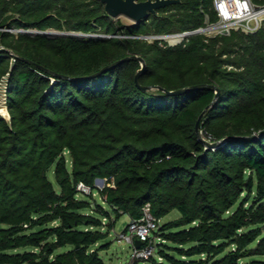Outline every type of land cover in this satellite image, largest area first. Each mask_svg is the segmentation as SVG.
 <instances>
[{"label":"trees","instance_id":"trees-1","mask_svg":"<svg viewBox=\"0 0 264 264\" xmlns=\"http://www.w3.org/2000/svg\"><path fill=\"white\" fill-rule=\"evenodd\" d=\"M207 18L218 19L212 0H180L130 25L100 0H0L10 113L0 114V264H106L98 215L111 213L77 189L93 193L98 178L117 218H141L146 203L159 220L179 211L154 231L162 242L147 264H264V24L177 45L136 37ZM128 56L143 59L148 89L135 82L138 58L81 78Z\"/></svg>","mask_w":264,"mask_h":264},{"label":"built area","instance_id":"built-area-1","mask_svg":"<svg viewBox=\"0 0 264 264\" xmlns=\"http://www.w3.org/2000/svg\"><path fill=\"white\" fill-rule=\"evenodd\" d=\"M212 3L218 16L216 22H209L207 18L205 27L169 33L166 36L175 42L169 45L180 44L190 35L198 33L209 36L229 34L232 30L254 33L264 24V5L257 4L254 0H212ZM6 30L13 29L8 28ZM150 37L152 41L161 39L159 35H151ZM7 101V77L4 76L0 79V114L9 121L10 113ZM77 189L84 193L92 192V189L82 182L78 184ZM159 221L152 214L150 203H146L143 207V216L138 219H130L126 230L119 234L120 240H124L133 246V258L148 259L152 255L154 251L152 237L159 226ZM136 239L142 242L139 248L135 245Z\"/></svg>","mask_w":264,"mask_h":264},{"label":"rangeland","instance_id":"rangeland-1","mask_svg":"<svg viewBox=\"0 0 264 264\" xmlns=\"http://www.w3.org/2000/svg\"><path fill=\"white\" fill-rule=\"evenodd\" d=\"M113 18L114 21L116 22H120L124 25H130V24H134L136 23L134 20H132L131 18H129L126 15H119L117 17H111ZM13 30H9L10 32L17 34L19 32H29V33H40L42 31L37 30V29H22V28H15L12 27ZM44 33H55V34H62L67 33L65 31H56V30H47V31H43ZM173 32H177V30H171L170 32L166 33V34H156V33H142V35H140L139 37L145 40H148L149 42H152L151 40V35H159L161 36V40H164L166 42L170 43H175L173 42L171 39H169L166 35H168L169 33H173ZM63 33V34H64ZM70 34H77V33H70ZM77 35H81L80 33ZM83 35V34H82ZM89 35H93V36H106L109 37L110 35L105 33V32H95V33H89ZM123 36V35H121ZM0 48H3L2 46H0ZM13 58L11 59V62H13ZM10 120V118H9ZM48 177L49 179L55 184V186L57 187V183L55 180V175H54V168H51V170L48 173ZM106 185L105 180L103 182L99 181V180H95V186H97V188H95L93 190V193H91V195H89L90 193L86 192L82 195L80 194V198L83 199H87L91 202V204L95 205L97 203L102 204L103 208L107 209L110 211L111 216L109 219H106L105 217L98 215L97 213H95L92 209H97V206H92L91 208L85 209L86 212H90L92 214L98 215L100 216V218H102V222H103V226L101 227L102 230H104L105 232H107L108 236L104 241H109V247L107 249L101 250L100 254L102 256V258L104 259L106 264H147V260L148 259H136L133 258V246L126 242V241H122L120 240V236L119 234L122 231H125L127 228L128 223L130 222V218L128 215H120V217H115V215L113 214L112 210L109 208V206L103 201V199L100 197L99 195V189L103 188ZM89 195V197H88ZM91 197V198H90ZM180 216V213L178 210H173L170 214H168L167 216H165L164 218L160 219L159 224H161L162 222L169 220V219H175L177 217ZM1 227V226H0ZM103 241V242H104ZM153 245H157L158 242H162V240L160 239H152ZM156 250L154 247V251L152 253V255H156Z\"/></svg>","mask_w":264,"mask_h":264},{"label":"water","instance_id":"water-1","mask_svg":"<svg viewBox=\"0 0 264 264\" xmlns=\"http://www.w3.org/2000/svg\"><path fill=\"white\" fill-rule=\"evenodd\" d=\"M104 3L105 5V11L107 13V15H109L110 17H117L119 15H126L129 18H131L132 20H134L136 23H139L143 20H146L150 14H156V11L161 8L164 7L166 5L169 4H173V3H178L180 2V0H100ZM64 33V32H63ZM3 51H7V49L5 48H0V53ZM131 58H138L141 62V68L137 71V73L135 74V82L136 85L143 90L148 89L147 86H143L140 84V75L143 73V71L145 70V63L143 61V59L141 57L138 56H128L125 57L123 59H120L110 65H107L105 67H103L100 71L90 75V76H85V77H81V78H86V77H95L96 75L106 71L107 69L122 63L123 61H126L128 59ZM200 86H192L191 88H198ZM189 88H183V89H178V90H174V91H166L167 93L170 94H175V93H180L183 91H186ZM218 93V90H217ZM201 117V116H200ZM198 123H199V119L197 121L196 124V129L198 130ZM264 134V131L260 134L262 135ZM203 142L208 145L209 147H214L217 146L218 144L224 142L225 140H220L218 142H209L205 139H202ZM97 180L103 182L104 179L98 178ZM135 245L136 247H141L142 242L139 239L135 240Z\"/></svg>","mask_w":264,"mask_h":264},{"label":"crops","instance_id":"crops-1","mask_svg":"<svg viewBox=\"0 0 264 264\" xmlns=\"http://www.w3.org/2000/svg\"><path fill=\"white\" fill-rule=\"evenodd\" d=\"M130 218V217H129Z\"/></svg>","mask_w":264,"mask_h":264}]
</instances>
